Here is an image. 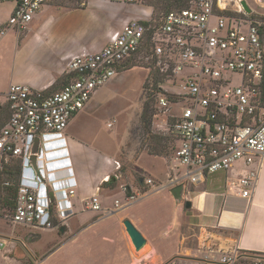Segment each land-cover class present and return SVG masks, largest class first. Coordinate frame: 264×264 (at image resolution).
I'll return each mask as SVG.
<instances>
[{
    "label": "built area",
    "instance_id": "2783aa9c",
    "mask_svg": "<svg viewBox=\"0 0 264 264\" xmlns=\"http://www.w3.org/2000/svg\"><path fill=\"white\" fill-rule=\"evenodd\" d=\"M48 0H18L6 27L24 29ZM133 4L141 0H99ZM264 10V0H252ZM232 0H195L187 9L171 10L157 25L132 19L110 34L98 52L82 51L65 66L68 82L58 90L33 89L11 84L0 99L8 113L0 128V190L10 188L15 175L9 224L34 230H51L53 220L64 223L74 214L76 180L66 147L69 121L88 104L96 91L113 79L126 61L147 52L161 82L151 80L148 91L165 119L159 131L176 144L175 175L166 185L144 180V188L102 209L98 192L84 209L109 215L163 188L191 187L208 175L230 172L241 164L231 185L248 198L264 157V13ZM233 8V9H231ZM231 10L232 15L223 13ZM147 24V25H145ZM109 123L107 127H111ZM116 171L117 161L112 162ZM1 199V198H0ZM4 242L0 241V247ZM203 253L191 264H264V256H248L238 248ZM164 264H181L169 261Z\"/></svg>",
    "mask_w": 264,
    "mask_h": 264
},
{
    "label": "crops",
    "instance_id": "0c3cea01",
    "mask_svg": "<svg viewBox=\"0 0 264 264\" xmlns=\"http://www.w3.org/2000/svg\"><path fill=\"white\" fill-rule=\"evenodd\" d=\"M64 1L48 0L24 29L8 28L0 35V99L11 84L39 90L52 86L60 88L56 81L65 75L70 57L82 51H100L107 45L110 34L132 19H152V8L141 1L121 4L76 0V6L72 7H65ZM17 3L18 0H0V29L6 27ZM124 72L119 70L99 88L65 130L66 147L77 184L72 202L79 215L102 213H84L87 211L84 202L97 192L101 208L112 210L115 201L121 204L127 195L147 188L144 180L166 185L175 175L173 159L168 163L162 155L165 147H159L160 154L143 152L136 157L135 168L142 176L138 184L128 178L127 185H121L120 190L113 187L114 179L113 185H103L120 170L116 171L111 162L115 159L116 148L110 154L87 138L84 123L114 116L117 110L112 103L113 90L123 80ZM141 86L142 80L139 90ZM173 144L174 154V139ZM258 164L256 182L248 198L242 197L240 190L231 185L242 170L240 164L233 171L208 175L203 183L191 187L194 192L187 198L183 191L184 207L181 200L174 199L170 193L176 184L113 211L107 217L114 220L113 223L96 233L97 244L108 255L109 264H127L125 258L128 264L169 261L191 264L202 256V245L223 251L238 248L248 256H264V157L258 159ZM186 201L190 203L189 208L185 207ZM124 220L130 221L146 241L139 251L134 249L125 231Z\"/></svg>",
    "mask_w": 264,
    "mask_h": 264
},
{
    "label": "rangeland",
    "instance_id": "374dc122",
    "mask_svg": "<svg viewBox=\"0 0 264 264\" xmlns=\"http://www.w3.org/2000/svg\"><path fill=\"white\" fill-rule=\"evenodd\" d=\"M145 1L142 2L146 3ZM243 1L253 10L264 13V10L259 9L252 0ZM63 3H65V7L76 6V0H66ZM154 13L158 19L160 11L156 10ZM227 13L233 14L231 10H228ZM147 52L149 51H142L133 56L120 69L126 72L122 74L123 80L113 90L112 103L114 109L117 110L114 116L108 115L84 123L87 138L93 139L110 154H113L114 147L116 148L115 159L111 162L118 160L121 171L112 175L116 182L113 186L115 190H120L121 185H127L128 178L131 181L132 179L136 180L138 184V180L142 176L136 171L134 161L140 153L150 154L159 138H163L160 148L165 147L162 152L163 158L168 163L173 159L172 137L157 128V125L165 117L158 113L155 99L153 96L148 97L149 93L146 90L151 80L162 83L152 64L146 59ZM141 80L142 86L139 90L138 86ZM145 103L151 114L147 127L149 132L141 119ZM127 112L129 115L126 114ZM108 122L112 123L111 127L106 126ZM7 181L10 183V188L0 190V241L4 242L0 247V264H41L42 261V264H109L108 255L103 253L101 250L103 247L98 245L96 240L98 230L109 228V224L113 223L114 220L107 218L109 215L102 217L103 213H92L91 216L75 213L64 223L54 219V228L51 230H34L23 226H13L6 220L11 206L6 207L3 202H11L9 197L15 192V175H9ZM183 203L184 200H181L184 207ZM84 213H88V211ZM80 216L82 217L80 218ZM105 217L107 218L105 221L101 220L103 223L100 221V223L92 224ZM62 228L64 231L61 233ZM190 233L193 234V231L190 230ZM125 262L128 264L127 258H125Z\"/></svg>",
    "mask_w": 264,
    "mask_h": 264
},
{
    "label": "trees",
    "instance_id": "16d2710c",
    "mask_svg": "<svg viewBox=\"0 0 264 264\" xmlns=\"http://www.w3.org/2000/svg\"><path fill=\"white\" fill-rule=\"evenodd\" d=\"M142 1L143 0H141L142 4L152 8V11H153L152 12V21H153V24H155V25H157L158 22L160 21L161 17L163 15H165L166 13H168L169 11L187 9V8L190 7V2H191V0H146L145 1L146 3H143ZM185 1H186V3H185ZM156 10L160 11V16L158 17V19L156 18L155 13H154ZM223 14L226 15V16L227 15H232V14L227 13V12H225ZM145 25H147V24H145ZM128 61H126L125 63H127ZM123 66H122V68H123ZM68 79H69V76L68 75H64L62 78L58 79L56 82L58 84H60V86L62 87L63 85H65L68 82ZM56 88H57L56 86H52L47 91L48 92H53V90H55ZM146 90L149 93L148 87H147ZM149 96H151V93L148 94V97ZM7 117H8L7 110L5 108L1 109L0 110V128L5 124V122L7 120ZM150 117H151V114H150L149 108H148L147 104L145 103L143 105L141 119H142V122L144 124H146V129L149 126ZM147 131L149 132L148 129H147ZM161 140H163V138H159V140H156V146L150 151L151 154H160L161 153V151L158 150L160 145H161ZM113 178L114 177L111 176L109 178V180L106 183H104L103 185H113V184H111ZM14 193H13V195H11L12 198L14 196ZM127 193L128 192H126V194Z\"/></svg>",
    "mask_w": 264,
    "mask_h": 264
},
{
    "label": "water",
    "instance_id": "95a60500",
    "mask_svg": "<svg viewBox=\"0 0 264 264\" xmlns=\"http://www.w3.org/2000/svg\"><path fill=\"white\" fill-rule=\"evenodd\" d=\"M242 6L247 13L250 12V9L248 8V6L246 5L245 2H242ZM170 193L174 199H176L178 201L181 200L182 193H183V186L177 185V186L173 187L171 189ZM185 207L186 208L190 207V203L188 201L185 202ZM123 225L125 227V231L129 237L134 249L136 251H139L145 245V243H146L145 239L143 238L141 233L132 225V223L130 221L124 220ZM60 231L63 232L64 229L62 228Z\"/></svg>",
    "mask_w": 264,
    "mask_h": 264
},
{
    "label": "bare ground",
    "instance_id": "6f19581e",
    "mask_svg": "<svg viewBox=\"0 0 264 264\" xmlns=\"http://www.w3.org/2000/svg\"><path fill=\"white\" fill-rule=\"evenodd\" d=\"M232 2H235V5H236V6H239V4H238V0H232Z\"/></svg>",
    "mask_w": 264,
    "mask_h": 264
}]
</instances>
